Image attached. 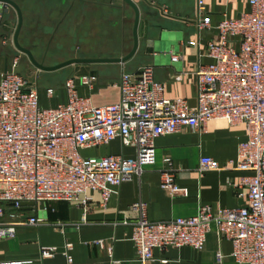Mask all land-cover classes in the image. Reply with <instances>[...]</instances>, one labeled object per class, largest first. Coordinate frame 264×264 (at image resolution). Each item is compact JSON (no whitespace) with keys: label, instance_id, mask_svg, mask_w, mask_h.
Returning a JSON list of instances; mask_svg holds the SVG:
<instances>
[{"label":"built area","instance_id":"1","mask_svg":"<svg viewBox=\"0 0 264 264\" xmlns=\"http://www.w3.org/2000/svg\"><path fill=\"white\" fill-rule=\"evenodd\" d=\"M206 1L197 0L199 32L212 26ZM249 5L248 11L225 17L215 26L217 34L207 43L210 62L199 63L196 70L195 106L185 98L165 97V83L156 81L153 67L145 65L122 73L121 98L116 103L94 105L90 97L79 94L76 78L71 76L65 82L67 101L43 107L36 76L31 79L19 73L21 57L13 56L9 68L0 70V241L16 237L20 226L40 222L36 216L25 217L23 202H34V207L51 201L87 206L92 201L88 192L96 190L106 204L118 186L155 163L158 137L183 127L203 132L209 121L223 119L247 133L236 158L228 161L231 168L244 173L236 187L246 188L240 195H246L247 205L217 211L201 206L193 216L151 221L147 204L139 201L131 206L138 213L131 239L145 264L155 260L156 248L201 250L215 226L222 238L231 241V256L237 262L264 264V0H249ZM4 9L5 4L0 8V24ZM13 37L6 35L1 43L14 44ZM91 79L83 76L81 81L89 84ZM46 91L54 94L53 88ZM116 138L123 146L135 147L129 166L122 155L83 154ZM224 168L213 157L201 158V172ZM161 178L162 188L188 194L176 184L171 170ZM71 248L67 243L63 252L69 263ZM57 250L44 246L41 256L52 257ZM224 257L218 252L217 262L222 263Z\"/></svg>","mask_w":264,"mask_h":264},{"label":"crops","instance_id":"2","mask_svg":"<svg viewBox=\"0 0 264 264\" xmlns=\"http://www.w3.org/2000/svg\"><path fill=\"white\" fill-rule=\"evenodd\" d=\"M23 14L19 42L33 53L36 60L53 66L73 58L85 59L52 71L60 73L54 94L39 88L43 107L57 106L67 101L65 82L76 78L78 92L88 96L96 106L116 103L121 98L119 86L123 72H136L150 65L154 79L165 83L164 96L185 98L190 106L197 103L196 70L206 64L207 43L217 34L215 26L225 17H236L250 9L249 0H207L205 11L211 15L212 26L198 29L197 0H133L140 12L139 47L125 62L105 59L119 58L134 46V9L123 0H14ZM5 4L0 24V70L6 71L15 55L19 65L30 73L40 72L28 56L14 44L3 45L4 36L13 34L18 23L16 10ZM177 55L179 59L173 61ZM18 69V68H17ZM18 71V70H17ZM23 75V74H22ZM56 75V76H55ZM91 77L89 84L81 81ZM55 80V79H54ZM247 138L244 127L230 126L226 120L209 121L203 132L187 127L162 135L155 141L156 161L145 166L140 176L123 182L117 193L103 204L99 191L90 190L92 201L81 203L51 201L23 210L27 217L40 222L17 228V235L0 241V261L9 264H142L131 239L133 223L138 213L131 206L139 201L147 204L151 221L196 215L201 206L213 211L247 205L246 188H238L243 172L230 167L228 161L237 156L238 145ZM92 151L91 153H86ZM85 156L122 155L126 166L136 156L133 146H123L116 138L110 144L83 150ZM203 156L218 160L222 170L200 171ZM170 161V165L167 164ZM171 170L175 182L186 188L187 195L172 193L161 187V174ZM72 261L64 255L65 245ZM57 247L54 256L43 258L42 247ZM232 243L222 238L215 226L207 234L201 250L190 246L154 249L155 260L145 264H244L232 256ZM222 252V263L217 253ZM12 262V263H11Z\"/></svg>","mask_w":264,"mask_h":264},{"label":"water","instance_id":"3","mask_svg":"<svg viewBox=\"0 0 264 264\" xmlns=\"http://www.w3.org/2000/svg\"><path fill=\"white\" fill-rule=\"evenodd\" d=\"M123 2L130 5L134 9V12H135V22H134V30H133L134 46L131 52L127 54L126 56L119 57V58H109L105 60L125 62L137 52L138 47H139V37H138V25H139V19H140L139 8L133 0H123ZM0 3L9 4L16 10L17 15H18V23H17L16 29L14 32V37H13L14 46L19 52L26 54L28 58L30 59V61L32 62V64L35 67H37L39 70H55V69H59L61 67L67 66L69 64H72V63L85 61V59L73 58V59H69L64 62H61L59 64L53 65V66H46L42 62H39L38 60H36L31 50L22 46L19 42V33L23 25V14H22L20 6L14 0H0ZM22 205H23V210H31L34 207V202H23Z\"/></svg>","mask_w":264,"mask_h":264},{"label":"rangeland","instance_id":"4","mask_svg":"<svg viewBox=\"0 0 264 264\" xmlns=\"http://www.w3.org/2000/svg\"><path fill=\"white\" fill-rule=\"evenodd\" d=\"M0 8H1V4H0ZM17 70H18L19 73H21L24 76L29 77L31 79H34V76H36V79H37V82H38V86H39V88L41 89L42 92H44L50 86L57 87L54 84L58 82V80H59L58 76L60 75V73H56L57 77H54V78H52V76L50 75V74L54 73L52 71L42 70L39 73L38 72L30 73L21 64L18 66ZM91 152L92 151H87L86 153L88 154V153H91Z\"/></svg>","mask_w":264,"mask_h":264}]
</instances>
